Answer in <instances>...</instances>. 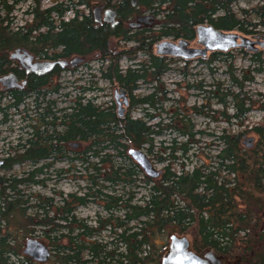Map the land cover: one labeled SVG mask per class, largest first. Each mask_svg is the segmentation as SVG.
Instances as JSON below:
<instances>
[{
	"label": "trees",
	"instance_id": "obj_1",
	"mask_svg": "<svg viewBox=\"0 0 264 264\" xmlns=\"http://www.w3.org/2000/svg\"><path fill=\"white\" fill-rule=\"evenodd\" d=\"M23 1L0 0V75L16 73L15 63L9 56L17 48H23L42 60L95 57L101 66L106 65L100 67L101 78L117 83L130 92L138 81L148 82L147 79H150L153 83L159 82L169 68V63L154 53L155 44L162 38L189 39L192 36L191 27L206 16L209 24L216 29L237 24L230 14L213 20L211 17L219 9V3L205 0H135L134 6L131 0H77L73 7L83 6L89 13L83 15L81 12L80 15L76 9L73 18L66 22L63 18L70 7L56 4L43 10L41 0H28L30 11L27 14L31 20L14 30L10 15L15 6ZM95 7L113 9L118 24L114 28L108 24L96 25L92 18ZM261 12L258 9L255 18L264 22V11ZM143 13L153 20L161 16L152 24L157 30L154 31L153 26L141 30L123 27L125 22ZM113 41L123 44L121 50L116 49ZM128 44L130 48L126 49ZM137 56H141V61L123 71L119 68V61L131 63ZM219 59V55L214 56L211 63ZM249 62L248 69L241 71L240 75L233 68H228L230 83L224 94H217L222 90L218 86L208 91L222 108L228 109L227 100L230 101L233 115L228 119L242 122L254 105L244 93V84L252 82L254 74L263 72L264 62L260 58L250 59ZM30 80H33L32 77ZM34 82L37 81L29 83L32 86ZM27 91L13 97L16 100L10 107L17 110L29 99L33 91L30 87ZM40 96L38 92L33 101L36 103ZM158 96L162 97L157 99ZM257 96L256 103L264 113V89ZM163 100L165 93L156 87L153 93L134 102L135 105L146 104L155 109L157 103ZM68 110L70 113L64 114V120L60 122L65 127V134H58L57 138L86 144L78 162L86 165V170L93 171L87 177L89 191L79 196L70 194L68 199L62 198L60 206H54L49 198L29 196L32 203L24 209L21 207L29 198L21 201L22 191L18 188L17 214L27 216L30 210L38 219L31 225L33 230H40L47 243L39 242L51 252L50 261L46 264H158L167 247L164 237L170 232L188 236L194 253L201 256L212 252L221 264H264V125L252 129L258 139L251 149L242 145V133L221 131L217 137L220 150L214 158V166L204 163L193 166L191 170L182 166L177 173L173 169V161L188 159L190 148L196 144L195 134H202L200 131L193 132L192 125L186 127L188 113L177 111L170 114L164 129L157 124L155 127L158 130L153 131L145 122L154 119L155 114L144 115L147 121H143L144 117L119 119L113 108L101 109L90 102L85 105L76 102ZM191 111L200 114L197 108ZM165 130L176 136L171 140V147L165 149L170 151L168 157L172 162L158 179L152 180L142 174L127 155V150L142 149ZM176 138L185 141L177 142ZM47 139L52 141L53 135ZM110 150L118 155L124 154L128 165L124 167L111 163ZM20 157L19 162L29 160V150L20 153ZM93 159L96 163L90 162ZM140 175L142 179H138ZM36 178L20 179L19 187L43 185V181ZM138 180L148 190L147 197L140 204L133 203L132 194L123 199L122 196L103 192L108 188L103 183L109 187L117 184L130 186ZM89 200L97 202L100 212L104 213L96 215L94 227L76 219L70 208L72 204L85 206ZM120 212H123L121 217L114 215ZM28 219L31 220V217L25 218L26 221ZM6 232L9 233L6 227L0 226V264H37L23 254L24 236L20 235V241ZM103 232L112 236L109 242L100 243L93 239Z\"/></svg>",
	"mask_w": 264,
	"mask_h": 264
},
{
	"label": "rangeland",
	"instance_id": "obj_2",
	"mask_svg": "<svg viewBox=\"0 0 264 264\" xmlns=\"http://www.w3.org/2000/svg\"><path fill=\"white\" fill-rule=\"evenodd\" d=\"M77 0H41L40 7L45 10L54 6L56 4H61L62 7H70V10L65 14L63 20L69 21L73 18V12L77 9L81 11L83 15L89 13V11L83 6L73 7V3H77ZM28 0H24L19 5L15 6L10 19L12 21L11 28L17 30L18 27L23 26L26 21H30L31 17L27 14L30 11ZM255 6V4H253ZM243 7V6H242ZM96 8V7H95ZM236 11V9L233 7ZM246 9V7H244ZM147 13H143L139 16L134 17L132 20H128L123 24L124 28L128 27L129 23H132L138 17L146 16ZM161 18L158 17L152 20V24H155ZM151 25V24H150ZM153 26V25H152ZM150 26L149 28H151ZM155 31L157 30L156 25L152 27ZM135 30V29H133ZM165 40V39H163ZM169 40V39H168ZM162 41V40H161ZM116 49L123 47V44L118 41H113ZM158 42L155 44V48ZM130 44L127 45L128 49ZM156 53V50H154ZM77 57V56H74ZM73 58V57H72ZM80 58V57H79ZM83 60L82 65L72 71H66L61 73L58 77L57 85L62 87V95L60 104H58V111L62 110V115L69 114V108L73 107L76 102H80L81 105H85L87 102L100 107L101 109L111 110L116 115L117 110L114 103V89L119 87L117 83H111L101 78V68L106 67V65L101 66V62L98 58L87 57L81 58ZM232 59V60H231ZM264 62V56H263ZM36 61L41 62L42 59H36ZM141 61V56H137V59L133 62H128L126 60L119 61V68L123 71L129 66H133ZM169 68L161 76L159 82L153 83L147 79L148 82L137 83V91L135 93V100L141 99L151 93H153L156 87H159L161 93H165V100L162 103H157L154 111L151 114H155V118L147 121L145 120L144 106H136L135 109L130 114L131 119H143L147 121L146 126L150 127V130H158L155 125L160 124L161 128L164 129V125L168 124L169 115L177 112L184 111L189 114V122L186 127L192 125L193 132H202V134H195L194 140L196 144L190 148L188 153V159L173 161V169L179 173L181 167L184 166L185 170H191L193 166H201L204 163L214 166V158L220 150V142L217 137L220 135L221 131H226L232 134L242 133L241 141L243 142L246 138H252L254 144L257 141V137L251 132L257 125H264V113L259 109V104H257L258 94L263 92L264 89V66L263 72L261 74H254L252 82H247L244 84V93L246 94L249 102L254 103L251 110L247 113L242 122L237 121L233 118L228 119L227 117L233 115V108L228 101V109L222 108L218 105L216 99L211 98L208 94L209 90H215V88L221 87L222 90L217 93L218 95L224 94L225 89L229 86V74L228 68L234 69L237 75H240L241 71L247 70L250 66V62L246 55L236 54L233 58L224 62L221 59L214 61L209 67L200 66L198 64H193V66L182 67L183 61L180 63H175L169 61ZM16 69L15 66H13ZM253 69V68H252ZM212 70V72H211ZM162 96H158L160 99ZM58 97L49 95L44 96L42 100H39L40 108L46 106L47 101H54ZM33 96L26 99L25 102L17 108V110H9L8 117L9 122L7 124H0V150L8 153L11 146L18 145L19 143H24L27 136L25 132L28 130V125H31V118L34 116V101ZM8 99H2L0 101V109L6 107L9 104ZM192 108H197L200 114H195L191 111ZM65 110V112H64ZM39 113V111H36ZM53 113V111H52ZM225 113V114H223ZM2 119V113L0 112V121ZM24 119L23 121H21ZM175 135L170 133L169 130L162 131L159 136H154L151 139V144L144 145L142 151L147 155L148 159L158 171H164L165 167L172 162L168 157L170 151L165 150L171 147V140L175 139ZM177 142L183 143L185 139L176 138ZM83 150L86 148V144H82ZM251 149V148H250ZM109 157L111 163H115L120 166L126 167L128 161L124 154L118 155L117 152L109 151ZM163 160V161H162ZM90 162L96 163V160H91ZM182 164V165H180ZM68 163L60 164L58 169L66 171L67 174L59 177L58 175L49 174L48 177H39L35 180L43 181V185H32L21 190L25 192V195L41 196L43 198L52 199L54 206L61 205V199H68L67 196L70 194L82 195L89 191V183L87 182L88 175L93 174V171L86 170V165L80 162H74L72 164L73 168H69ZM70 169L72 172L70 173ZM16 172H20V169L14 167ZM25 170V169H24ZM27 170V168H26ZM143 174V173H142ZM144 175V174H143ZM142 175L138 179H142ZM104 186L108 187L104 189L103 192L110 195L122 196L123 199H127L130 194L133 196V203L140 204L145 197H147L148 190L145 188L144 183L138 180L134 185H124L117 184L114 186H107V183H103ZM32 200H29V205H31ZM100 212V208L97 202L89 200V202L83 207L74 208L73 215L80 220H87L88 226L94 227V221L96 220V215ZM27 216L18 215V226L13 229L16 238L20 239V235L24 236V241L29 238H35L38 241H43L44 239L40 230H33V226L26 221L25 218L31 217V221H38V219L33 217L32 211H27ZM104 215L100 212V216ZM115 216L121 217L123 212L114 213ZM27 224V225H25ZM22 230L21 232L19 230ZM11 232V229L8 230ZM171 233V234H170ZM167 233L164 237V242L166 246L169 245V238L171 236L186 237L188 236L173 234L172 232ZM109 236V237H108ZM14 238V237H13ZM94 240L98 242H109L112 236L107 232H103L100 236L94 237ZM190 242V240H189Z\"/></svg>",
	"mask_w": 264,
	"mask_h": 264
},
{
	"label": "flooded vegetation",
	"instance_id": "obj_3",
	"mask_svg": "<svg viewBox=\"0 0 264 264\" xmlns=\"http://www.w3.org/2000/svg\"><path fill=\"white\" fill-rule=\"evenodd\" d=\"M205 1H213L215 3H219V9L216 10L211 17L213 20H216L217 18H223L227 14H230L233 20L237 23V24H233V23L229 24L228 26L230 27L227 26L222 29L221 28L217 29L224 34V38L221 40V44L224 45L225 49L213 50L207 48L205 43L199 42L196 29L201 25H205V26L210 25L208 22V18L206 16L205 18L201 17L200 19L203 20L196 22V24L191 27V29L189 30L192 33L191 38L189 39L162 38V41L158 42L159 44L161 42L166 41L169 44V46H166L164 49H168L170 47L177 48L176 50L177 52H181L183 51V49L197 50L203 53L201 56H197L196 58L190 60H184L179 56L173 57V56H167L165 54H161V50L158 49L156 46V48L154 47V50H156L158 57L161 59H165V61L167 62L173 61L175 63H180V61L182 60L183 61L182 67H186V65L190 67L193 66V64L195 63L200 66L203 65L209 67L212 58L217 55H219L220 59L224 62L228 61L231 57L235 56L236 54L246 55L248 57V60L258 59V58L263 59L264 22H259L255 18L256 17L255 15L258 9H261L262 12L264 11V0H205ZM253 4H255V6ZM233 7L236 9V11L233 9ZM244 7H246V9H244ZM78 13L81 15V11H79ZM146 16H150V15L146 14ZM137 20L138 19H135L133 22H137ZM152 20L153 18H150L147 21L146 25L141 24L139 27L136 28H131L129 23L127 28L141 30L144 27L152 26V22H151ZM93 22L95 23L94 18H93ZM95 24L107 25L104 22L95 23ZM117 24H118V20H117ZM230 41H233L234 43L233 46L230 45ZM181 43H183L184 46L179 47ZM71 58L72 57H70L69 59ZM45 61H51V60H42L41 62H45ZM14 63L17 74L16 73L13 74L15 75L17 82L20 84L22 81H26V85L22 89L12 88L7 90L4 89L0 84V101L2 99L9 100L12 97V100H9L10 103L6 107L0 109V112L2 113V119L0 121V124L1 123L7 124V122H9V117H8L9 110L11 109L16 110L10 107V105L13 102H15L16 100L15 96L18 93L28 92L27 91L28 87H30V89L33 91L32 92L33 97H35L38 92L41 93V96L39 97L38 101L42 100L44 96L48 97L49 95H52L54 97L56 96L58 98L55 99L54 101H47L45 103L46 106L43 107L42 109L40 108V104H39L40 102L39 103L38 101L36 103L34 102V108H35L34 116L30 120L31 125H28L29 131L27 130L25 132V135L27 136L25 142L21 144L19 143L14 147L11 146L8 153H5L4 151L0 150V163H2V165L0 166V181H2V187L0 188V190H3L0 192V226H5L6 230L10 228L11 232L8 231L9 233L6 232L5 234H8L12 238L13 237L15 238L13 229L15 228V226L16 227L18 226V214H17L18 202H19L18 188H21V190L22 189L25 190L24 185L23 186L21 185L19 187V180L28 179L31 177L33 178L48 177L50 173L61 177L67 173L62 169H58V166L60 164H64L67 162L68 165L70 166L69 168H73L72 164L74 162H78V160L82 157V151H83V147L80 142L65 141L63 139L57 138L58 134L62 136L65 134V127L63 125H60V122L64 120L62 115L63 111L62 110L58 111L57 108L58 104H60L61 99L63 98L62 87L60 85H57V81L59 80L58 76L63 72L72 71L79 68L83 62L75 69L65 68L62 70L56 66L50 73L44 76H35L32 74L26 75L25 70L23 68H20L17 62ZM2 76L4 75H0V77ZM31 77L33 79L32 81H37L34 82L35 85L32 86H31L32 81L30 80ZM139 82L141 81H138L137 83ZM48 83H52V85ZM137 83L132 92L122 88L126 92V99H127V106L125 107L122 118H128V117L130 118V114L135 109V107L140 106L139 104L135 105L134 102L135 101L134 96L138 88ZM119 88L121 87H116L114 89V95H115V91L118 90ZM48 103L50 104L49 107H48ZM115 106H116V110L118 111V107L116 103ZM141 106H144L146 108L145 109L146 113L144 115L151 114L154 111V109L151 108L150 105L142 104ZM37 110L39 111V113L36 112ZM146 119L147 118H145V120ZM23 120L24 119H22L21 121ZM51 134L53 135L52 141L47 139ZM41 138H46V139L40 140ZM43 143L45 144L44 146L41 145ZM27 149L30 152L31 158L29 160L26 159L24 161L19 162L18 159L21 158L20 153H22L24 150ZM88 154L89 153H87V155ZM14 167L20 169V172L14 171L13 170ZM69 172L71 173L72 169H70ZM29 196L30 195H25V192L22 191L21 201L25 202L27 197L30 200ZM69 196L71 195H68L67 198H69ZM29 200L26 204H23L21 208L25 209V207L27 206L29 207ZM77 207H83V206L73 205V204L70 205V208L73 210V212H74V208ZM83 222L86 225H88L87 220H83ZM28 223L31 224L32 221L28 219ZM168 250H169V245L164 250L165 252L162 254L158 264H161L162 259L164 257H167ZM49 254L51 255L50 250H49ZM203 256L204 255H201L200 257ZM49 261H50V256L46 263H49Z\"/></svg>",
	"mask_w": 264,
	"mask_h": 264
},
{
	"label": "water",
	"instance_id": "obj_4",
	"mask_svg": "<svg viewBox=\"0 0 264 264\" xmlns=\"http://www.w3.org/2000/svg\"><path fill=\"white\" fill-rule=\"evenodd\" d=\"M132 6H134L135 0H131ZM102 8L94 9L92 12L95 23L104 22L109 24L111 28L117 25V14L113 9L104 10V15L100 16ZM152 18L150 16H145L137 20V22L131 24L132 28L139 27L141 24L146 25L147 21ZM197 36L200 43H205L207 48L213 50L225 49L224 45L221 44V40L224 38V34L215 29L214 27L199 26L197 29ZM230 45L233 46V41H230ZM169 44L164 41L157 45V48L161 50V54L173 57H181L184 60L194 59L197 56H201L203 53L196 50L183 49L181 52H177V48L164 49ZM184 46L183 43L179 47ZM11 61L18 63L20 68L25 70L26 75L32 74L35 76H44L50 73L54 67H59L60 69H74L82 63V59L79 57H74L70 60L58 59L54 61L39 62L35 61V58L25 49H15L9 56ZM0 84L4 89L19 88L22 89L26 85V81H22L20 84L13 73H9L0 77ZM114 101L118 107L117 118H122L125 107L127 106L126 92L119 88L115 91ZM242 145L246 149H250L254 146V140L252 138H246ZM127 155L131 160L139 167L141 172L149 179L155 180L160 177L162 171H158L152 165L147 155L140 149L130 148L127 150ZM2 163H0V166ZM23 254L30 258L33 262L37 264H44L49 259V249L41 242L28 239L25 242V247ZM161 264H221L220 260L213 254L207 253L203 257H200L190 250V244L186 237L171 236L169 238V250L167 257L162 259Z\"/></svg>",
	"mask_w": 264,
	"mask_h": 264
},
{
	"label": "bare ground",
	"instance_id": "obj_5",
	"mask_svg": "<svg viewBox=\"0 0 264 264\" xmlns=\"http://www.w3.org/2000/svg\"><path fill=\"white\" fill-rule=\"evenodd\" d=\"M227 6V5H226ZM97 8H102V10H101V12H100V16H103L104 15V8L103 7H96V8H94V9H97ZM93 9V10H94ZM108 9V8H107ZM109 9H111V8H109ZM93 10H92V12H93ZM106 10V9H105ZM93 16V15H92ZM143 17H145V16H143ZM140 18H142V17H138L137 19H140ZM133 23H135V22H132V23H130V26H131V24H133ZM201 26H205V25H201ZM208 26V25H207ZM211 26V25H210ZM213 27V26H212ZM132 28V27H131ZM158 45V44H157ZM156 45V46H157ZM17 49H23V48H17ZM190 50V49H189ZM197 51V50H196ZM81 59V58H80ZM82 62H83V60H82ZM121 119V118H120ZM141 150V149H140ZM178 237V236H177ZM179 238H181V237H179ZM189 241V240H188ZM189 244H190V242H189ZM190 250H191V247H190ZM191 252H193L192 250H191ZM194 253V252H193ZM209 253H212V252H209ZM195 254V253H194ZM207 254V253H206ZM197 255V254H196ZM205 255V254H204Z\"/></svg>",
	"mask_w": 264,
	"mask_h": 264
}]
</instances>
